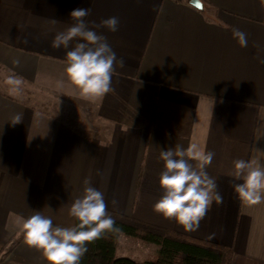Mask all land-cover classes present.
<instances>
[{
  "label": "crops",
  "instance_id": "1",
  "mask_svg": "<svg viewBox=\"0 0 264 264\" xmlns=\"http://www.w3.org/2000/svg\"><path fill=\"white\" fill-rule=\"evenodd\" d=\"M201 1L0 0V69L27 89L0 86V264H48L25 243L22 220L39 211L54 227L73 226L69 209L85 179L107 209L230 246L232 264H264V202L239 199L243 181L230 175L238 159L264 165V0ZM78 8H90L89 28L124 61L101 98L84 99L67 78L77 41L51 47ZM113 16L116 32L93 28ZM176 145L215 154L206 171L223 203L197 231L153 207L163 195L159 153Z\"/></svg>",
  "mask_w": 264,
  "mask_h": 264
},
{
  "label": "clouds",
  "instance_id": "2",
  "mask_svg": "<svg viewBox=\"0 0 264 264\" xmlns=\"http://www.w3.org/2000/svg\"><path fill=\"white\" fill-rule=\"evenodd\" d=\"M90 11V8L71 11L74 23L57 32L51 43L53 49H68L72 41H77L66 52L65 72L84 99L101 98L113 91L114 66L118 62L122 67L124 63L123 59L117 61L106 37L89 28L85 18ZM118 25L119 20L114 16L100 24L93 22V28L105 27L111 32H116ZM233 37L241 47H247L244 32L234 28ZM13 63L19 65V60ZM6 83L11 86L10 91L18 92L22 80L10 76ZM22 119L23 115L17 114L12 123H20ZM214 155L211 151L200 150L197 145L161 149L159 158L164 162L165 170L160 175L159 184L163 195L154 204V210L166 219H175L186 231H197L213 202L217 205L223 203L215 179L206 171ZM233 164L230 175L243 181L234 187L238 198L252 205L264 202V165L257 160L244 159L235 160ZM84 184L83 195L76 198L69 209V215L76 221L73 226L54 227L52 219L39 211L22 220L25 243L40 251L48 264H80L88 251V243L101 238L105 232L117 230L115 220L107 211L103 193L92 187L89 179H85ZM112 203L117 202L113 200Z\"/></svg>",
  "mask_w": 264,
  "mask_h": 264
},
{
  "label": "trees",
  "instance_id": "3",
  "mask_svg": "<svg viewBox=\"0 0 264 264\" xmlns=\"http://www.w3.org/2000/svg\"><path fill=\"white\" fill-rule=\"evenodd\" d=\"M115 220V231L87 244L88 251L80 264H232L230 246L190 237L134 217L107 209ZM76 223V221H75ZM131 236L157 246L152 259L136 260L116 254L121 235Z\"/></svg>",
  "mask_w": 264,
  "mask_h": 264
},
{
  "label": "rangeland",
  "instance_id": "4",
  "mask_svg": "<svg viewBox=\"0 0 264 264\" xmlns=\"http://www.w3.org/2000/svg\"><path fill=\"white\" fill-rule=\"evenodd\" d=\"M0 69V86L2 88H6L10 91V85L6 83L8 79V73L4 72ZM26 90L23 85H21L20 90L18 92H12L17 95H23L22 92L26 93ZM21 91V92H20ZM19 92L21 94H19ZM154 248V250H153ZM157 246L155 244L146 243L142 240L133 238L131 236L121 235L118 242V252L116 254L118 256L123 255L126 257H131L136 260H146L149 258L156 257L157 255Z\"/></svg>",
  "mask_w": 264,
  "mask_h": 264
},
{
  "label": "water",
  "instance_id": "5",
  "mask_svg": "<svg viewBox=\"0 0 264 264\" xmlns=\"http://www.w3.org/2000/svg\"><path fill=\"white\" fill-rule=\"evenodd\" d=\"M190 3H191L194 7L199 8V9H201V8L203 7V3H202L201 0H190ZM197 5H199V7H198Z\"/></svg>",
  "mask_w": 264,
  "mask_h": 264
},
{
  "label": "snow or ice",
  "instance_id": "6",
  "mask_svg": "<svg viewBox=\"0 0 264 264\" xmlns=\"http://www.w3.org/2000/svg\"><path fill=\"white\" fill-rule=\"evenodd\" d=\"M199 7V5H197Z\"/></svg>",
  "mask_w": 264,
  "mask_h": 264
}]
</instances>
